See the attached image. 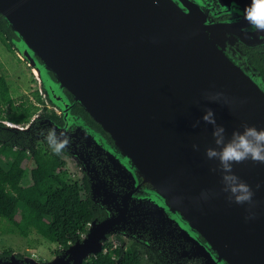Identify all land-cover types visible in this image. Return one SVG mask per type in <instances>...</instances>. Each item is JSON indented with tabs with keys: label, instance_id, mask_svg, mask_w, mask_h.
<instances>
[{
	"label": "water",
	"instance_id": "95a60500",
	"mask_svg": "<svg viewBox=\"0 0 264 264\" xmlns=\"http://www.w3.org/2000/svg\"><path fill=\"white\" fill-rule=\"evenodd\" d=\"M249 3L0 0L18 57L49 103H69V92L226 264H264V163L234 164L255 192L252 205L235 203L219 161L205 156L222 145L200 117L212 108L225 141L245 123L264 127V77L242 48L264 46V31L244 18ZM216 91L226 95L214 98ZM246 210L255 215L246 220ZM112 225L93 221L50 261L11 254L0 264H83L103 251Z\"/></svg>",
	"mask_w": 264,
	"mask_h": 264
},
{
	"label": "flooded vegetation",
	"instance_id": "af4514ba",
	"mask_svg": "<svg viewBox=\"0 0 264 264\" xmlns=\"http://www.w3.org/2000/svg\"><path fill=\"white\" fill-rule=\"evenodd\" d=\"M230 17L225 15L217 20ZM65 97L69 103L52 107L48 98L42 96L37 101L41 107L39 112L27 123L16 124L6 119L0 122L4 130L13 134L11 142L15 148L21 143L52 151L45 139L47 131L53 129L62 134L67 144L55 153L68 174L81 184L82 199L91 202L92 222L113 221L102 252L112 246V249L135 253L140 264H226L194 226L182 220L179 212L164 205L153 185L111 135L79 104H73L69 92Z\"/></svg>",
	"mask_w": 264,
	"mask_h": 264
},
{
	"label": "trees",
	"instance_id": "16d2710c",
	"mask_svg": "<svg viewBox=\"0 0 264 264\" xmlns=\"http://www.w3.org/2000/svg\"><path fill=\"white\" fill-rule=\"evenodd\" d=\"M12 36L11 28L0 16V43L10 52H14ZM243 51L264 77V46L243 47ZM35 95L40 101L39 93ZM2 106L11 108L6 120L16 124L29 122L37 109L28 101L17 105L4 76H0V108ZM3 126L0 122V233L28 238L30 228L34 227L44 239L57 243L59 249L54 253L58 255L61 249L69 247L87 232L94 218L91 202L81 198V184L70 178L57 153L21 143L15 148L11 142L13 134ZM29 161L35 165L31 171L32 183L23 186ZM12 253L4 251L0 258ZM83 264H140V260L135 253L111 246L107 252L92 255Z\"/></svg>",
	"mask_w": 264,
	"mask_h": 264
},
{
	"label": "clouds",
	"instance_id": "9594fccd",
	"mask_svg": "<svg viewBox=\"0 0 264 264\" xmlns=\"http://www.w3.org/2000/svg\"><path fill=\"white\" fill-rule=\"evenodd\" d=\"M244 18L255 29L264 31V0H250L244 9ZM225 95L223 91H216L214 98ZM200 119L213 126L212 136L215 137V144L222 145L219 149L208 147L204 153L208 159L219 161V167L225 173L223 176L225 190L231 194L229 198L237 204L252 205L254 203V190L231 169L234 164L245 160L264 163V127L245 123L242 125L243 131L234 129L231 139L225 141V127L216 122L215 112L212 108H206ZM199 122V120L195 121L193 127H196ZM61 135H58L53 129H49L45 135V139L53 152H60L67 144ZM197 147L198 145L193 144V148ZM259 186L258 184L257 187ZM254 215L255 212L246 210L245 219H250Z\"/></svg>",
	"mask_w": 264,
	"mask_h": 264
},
{
	"label": "rangeland",
	"instance_id": "374dc122",
	"mask_svg": "<svg viewBox=\"0 0 264 264\" xmlns=\"http://www.w3.org/2000/svg\"><path fill=\"white\" fill-rule=\"evenodd\" d=\"M13 48L14 52H10L0 43V76L6 78L11 96L15 99L17 105L28 101L36 106L38 110L35 112L38 113L41 107L35 94L38 92L41 97L45 96L44 90L32 68L18 57L14 45ZM10 113V107L2 106L0 108V120L7 119ZM34 167V163L29 161L22 183L23 186L32 183L31 171ZM69 176L76 181L70 173ZM30 229L31 233L28 238H23L17 234L0 233V254L4 251H12V254L17 258L32 257L38 262L52 260L56 256L54 252L59 249L57 243L44 239L34 227ZM18 254L22 257H18Z\"/></svg>",
	"mask_w": 264,
	"mask_h": 264
}]
</instances>
